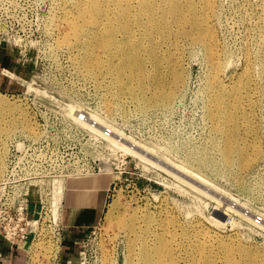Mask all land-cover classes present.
Here are the masks:
<instances>
[{
  "label": "rangeland",
  "instance_id": "374dc122",
  "mask_svg": "<svg viewBox=\"0 0 264 264\" xmlns=\"http://www.w3.org/2000/svg\"><path fill=\"white\" fill-rule=\"evenodd\" d=\"M86 1L96 2L99 9L93 7L94 3L88 4L83 7L86 14H81L78 0H0V155L5 159L14 135L33 131V114L44 113V109L58 113L27 93L21 79L34 80L69 98L77 105L76 112L103 115V104L109 103L114 108L109 121L122 133L115 134V141L138 149L147 163L124 151L120 160V154L113 152L107 164L97 166L100 162L94 161L92 181L99 177L108 181L107 186L102 181L92 182L100 194L91 200L101 208L98 218L90 226H75L82 228L77 246L81 243L86 247L87 257L98 254L104 264L115 260L147 264L141 259L140 244L129 245L133 232L146 235L145 224L153 220L150 230L165 241L163 264H226V256H231L233 264H246L240 250L261 260L264 0H209V11L201 0H175L183 14L190 11L186 7L193 6L190 22L183 26L176 22L164 0ZM121 17L125 23L120 22ZM195 18L211 31L204 34V43L211 45L221 65V88L229 90L244 70L250 73L231 129L236 142L245 148L246 169L239 166L235 153L228 164L221 157L228 131L214 128L218 123L213 119L216 103L209 88L213 72L204 43L199 40L202 30L193 28ZM74 20L83 25L80 39L70 31L69 24ZM167 25L169 29H165ZM95 27L114 29L116 44L112 52L91 54L96 47L92 39ZM127 39L139 45L143 57V89L136 81L127 85L128 74L121 68L120 50L126 48ZM91 40L95 47H91ZM162 94L169 98L157 100ZM13 106L24 109L23 126H11ZM25 125H30V130L26 131ZM78 185L74 184L76 210L85 200L79 195ZM101 199L105 201L102 207ZM216 211L226 213L222 223L214 217ZM77 253L69 256L70 263L78 261ZM81 256L80 263L83 253ZM65 257L64 252L60 264ZM35 259L28 264H41ZM42 263L51 264L47 259Z\"/></svg>",
  "mask_w": 264,
  "mask_h": 264
},
{
  "label": "built area",
  "instance_id": "2783aa9c",
  "mask_svg": "<svg viewBox=\"0 0 264 264\" xmlns=\"http://www.w3.org/2000/svg\"><path fill=\"white\" fill-rule=\"evenodd\" d=\"M44 111L32 115L33 131L14 135L8 142L0 178V240L8 246L9 255L0 253V264H16V259L29 263L33 258L60 264L69 230L62 223V201L53 210L52 181L93 176L94 161L100 166L107 164L111 153L124 154L106 139L116 140L111 129L88 113H75L79 122L87 124L81 126L74 114L66 118ZM93 130H99V135ZM80 244L76 258L83 253L82 264H104L98 254L87 257L86 247ZM69 256L74 254H66L64 264H74Z\"/></svg>",
  "mask_w": 264,
  "mask_h": 264
},
{
  "label": "bare ground",
  "instance_id": "6f19581e",
  "mask_svg": "<svg viewBox=\"0 0 264 264\" xmlns=\"http://www.w3.org/2000/svg\"><path fill=\"white\" fill-rule=\"evenodd\" d=\"M78 1H80V3H78L77 7L83 9V10H81V14H86L83 7H86L88 4H90V6H91L94 3L93 7L96 9H99V6L97 5L96 2L90 3L86 0H82V1L78 0ZM164 1L168 3V8L172 12V14L174 15L175 20L179 25L183 26L186 23L190 22V11H193L192 5L190 7H186V8H188V10H190V11H187L188 14H183V11L180 8V5L178 4V2H176L175 0H164ZM201 1L203 2L204 9L206 11L211 10V5L209 4V0H201ZM120 22L125 23L124 17L120 18ZM154 22H155V19H154ZM69 25H70V31H71L72 35L75 38L80 39L82 34H83V25L81 23H78L77 20H74V22H70ZM121 26L123 28L125 26V24H122ZM169 26L170 25L165 26V29H169ZM193 28L196 30H202L203 36L201 38H199V40H201L204 43V34L205 33L210 34V32H211L210 29L208 27H206L204 25V23L197 18H195L193 20ZM102 30L103 29H101L100 27L99 28L95 27V32H94V35L92 36V39H94L96 41V47L94 45V42L91 40V47H95V48L90 50L91 54H94L99 50L112 52L115 49L116 42H114V36H115L114 29L109 28V29L104 30V31H102ZM186 34H188V33H186ZM204 46L206 48L207 60L210 63V66H211V69L213 72V79H212V81H210L209 88L213 92V102L216 103V109L214 111L213 119H217L218 123H217V125L214 126V128L216 130L226 129L228 131L227 134L225 133V140H224L225 146L221 151V157H222L223 161L228 164L231 162V155L235 153L239 157V166L243 169H246L248 167V161L245 159V148L243 145H239L236 142L234 135H231V129L233 127V119L235 118V116H234L235 111L240 109V107L243 103L242 93H243V91L248 89L250 73L247 69L244 70L240 74L239 81L236 84H234L229 90H225V89L221 88V85L218 82L219 70H220L221 65L218 61L217 55L214 52L211 45H207L204 43ZM138 48H139V45L137 43L131 42L129 39H127L126 48L120 50V52H121L120 53V59L123 63L121 68L123 69V71H125L128 74L127 85H132L133 82L136 81L139 89H143L144 83L141 81V75H143L145 71H144L143 57L140 55ZM153 61L155 64H157V59L155 57H153ZM5 74H7L11 78L17 79V77L15 75L8 72L7 70H5ZM21 84H22V87H24L26 89L27 93L32 95L35 99H38L39 101L46 104L49 108L53 109L54 111L58 112L59 114H61L62 116L66 117V118H70L74 114V120L76 119V117H75L76 111L74 108H76L77 105L74 104V102L71 101L69 98L63 97L57 93L50 91L49 89L45 88L44 86L40 85L39 83L35 82L34 80H31L30 82H27V81L24 82L21 79ZM155 85H157V87L159 89H163L162 84H159V82H155ZM168 98H169L168 94H166V95L162 94L158 97L157 100L166 101ZM103 107H104L103 115L98 114V113H94V112H90L89 113L90 118L99 122L100 124L107 126L109 129H111L113 131L114 134L122 135V133H120V131L117 129V127L114 126L113 124H111L109 121L110 112L112 113V111L114 110L113 106L109 103H106V105L103 104ZM10 111L13 114V117L11 118V126L17 125V123L21 124L23 126L24 125V118H25L24 109L21 107H18V106H13L12 108H10ZM243 116H246V115L243 113ZM76 121L81 126L86 125L82 122H79L77 119H76ZM24 128H25V130L26 129L30 130V125H27V126L25 125ZM90 130L92 131V129H90ZM22 131H24V130H22ZM93 131L95 133V136L98 135V133H97L98 130H93ZM6 134H7L6 136H8L9 133L7 132ZM106 139H109V138H106ZM125 139H126V137H125ZM108 141L110 143H112L113 145H115L116 147L121 148L124 152H128V153L130 152L133 154V156H135V157L137 156L136 158L139 157V160L141 159L142 162L147 163V160L144 157H142L140 154L137 153L138 149L136 151V150H134L136 148L132 147L133 148L132 149L129 147V145L125 146L124 145L125 143L124 144L117 143L113 138H112V140H108ZM134 142H136V141H134ZM135 144L141 145L139 142H136ZM139 145H137L138 148H139ZM142 147L144 148V146H142ZM142 149H139V150L142 151ZM5 155H6V153H5ZM143 155H145L144 151H143ZM259 155L260 154H257L256 156H259ZM149 162L150 161H148V163ZM150 164L151 165L155 164V166H156V163L153 164V162L152 163L150 162ZM179 168H181L183 170L185 169V168H182L181 166H179ZM157 169H159V168L157 167ZM160 169H161V167H160ZM3 172H4V156L2 157L0 155V174H1L0 176H2ZM185 172H187V171H185ZM187 173H189V172H187ZM189 175L191 176L190 173H189ZM75 180L76 181L74 183H77L79 181H81V182L84 181L83 182L84 187H89L88 189H86V190L84 189V190L91 195V197H90L91 200L97 198V196L99 194H97V191H95L94 188L92 187L94 185H93L92 179L90 177H85V178L75 179ZM66 182H63V180H53L52 181V191L53 192H52L51 204H52L53 210L55 209V207L56 208L58 207V203L60 201H62V203H63V200H64L63 197H65V195H66L64 193L65 192L64 183H66ZM70 191H71L69 193L70 194V202L72 205H74L73 204L74 203V186L70 188ZM104 203H105V201L103 199L101 202V204H102L101 207L103 206ZM57 215L58 214H56V216ZM62 215H63V213H62ZM224 215L226 217V213L224 214L223 211H221V213L219 211H216L214 213V217L216 216L215 218H220L221 223L225 219V217L224 218L222 217ZM263 218H264V216H263ZM247 220L249 222H253L252 220H250L248 218H247ZM213 221L215 222L216 219H214ZM145 226L147 228L146 235L136 233V231H134L133 235H132L133 240L130 241L129 246L130 247L134 246V243L140 244L141 250L139 251V253L141 254V259L145 263H147V264H163L162 263L163 262L162 257H163V252L165 251V241L160 236V234L154 233L155 231L152 232L150 230L151 226H153V220H148L147 223L145 224ZM240 254L243 257L246 264H264L262 262L264 260L263 255H262L263 258L261 260H256L255 257L253 256V254L248 252V251L240 250ZM36 259H38V258H36ZM36 259H35V261H36ZM82 259H83V257L81 256V259H77L78 261H76L75 264H82L79 262V260H82ZM225 261H226V264H233L231 256H226ZM39 262L41 264H43L40 259H39ZM209 263H210L209 261L206 262V264H209ZM23 264H28V262L24 261Z\"/></svg>",
  "mask_w": 264,
  "mask_h": 264
},
{
  "label": "crops",
  "instance_id": "0c3cea01",
  "mask_svg": "<svg viewBox=\"0 0 264 264\" xmlns=\"http://www.w3.org/2000/svg\"><path fill=\"white\" fill-rule=\"evenodd\" d=\"M104 182L103 185L107 186L108 178L106 177H99L98 179L93 180L96 184V182ZM84 181H79L77 183H74L73 180H68L65 184V198L63 200V215H62V223L63 225L69 230L67 233V236L65 238V241L63 243V252H65L68 255L74 254V251H78L77 244L79 243L81 239L80 235V229L83 228V226H90L94 221L98 218L101 212V208H99V204L96 202H92L90 196L83 188ZM82 183V184H81ZM77 184L79 188V195L81 198H85V202H81L78 205V209L76 210L74 208V205L70 202V188ZM100 195V194H99ZM102 200V199H101ZM106 200V199H105ZM74 204V203H73ZM76 204V203H75ZM76 206V205H75ZM75 226H82L75 227ZM0 253L9 255V248L2 240H0ZM22 259H16V264H23Z\"/></svg>",
  "mask_w": 264,
  "mask_h": 264
}]
</instances>
